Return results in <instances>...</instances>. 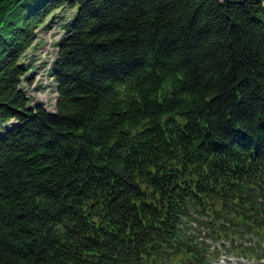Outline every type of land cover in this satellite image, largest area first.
Wrapping results in <instances>:
<instances>
[{
    "label": "trees",
    "instance_id": "1",
    "mask_svg": "<svg viewBox=\"0 0 264 264\" xmlns=\"http://www.w3.org/2000/svg\"><path fill=\"white\" fill-rule=\"evenodd\" d=\"M0 122V264L264 262V0H0Z\"/></svg>",
    "mask_w": 264,
    "mask_h": 264
},
{
    "label": "rangeland",
    "instance_id": "2",
    "mask_svg": "<svg viewBox=\"0 0 264 264\" xmlns=\"http://www.w3.org/2000/svg\"><path fill=\"white\" fill-rule=\"evenodd\" d=\"M60 17L67 18L68 14L61 13ZM61 23V20L57 18L49 28H42L43 30L38 32V41L35 43V47L30 50L25 59V65H28L31 61L35 63L31 67V80L28 82L24 81L23 88L32 99L33 104L43 105L49 111H54L57 95L56 85L50 77L49 71L57 56L55 45L63 35V29H60ZM11 123L13 122L6 124L0 122V134H3L9 128ZM204 240L208 242L212 249L220 246L212 240ZM222 258L220 264H252L251 260H239L236 256L228 257L225 253H223Z\"/></svg>",
    "mask_w": 264,
    "mask_h": 264
},
{
    "label": "water",
    "instance_id": "3",
    "mask_svg": "<svg viewBox=\"0 0 264 264\" xmlns=\"http://www.w3.org/2000/svg\"><path fill=\"white\" fill-rule=\"evenodd\" d=\"M263 224H264V221H263Z\"/></svg>",
    "mask_w": 264,
    "mask_h": 264
}]
</instances>
